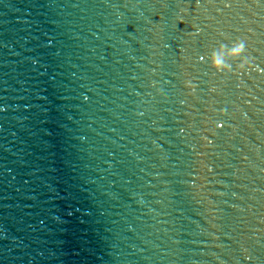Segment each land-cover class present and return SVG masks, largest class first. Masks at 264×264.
<instances>
[{
	"label": "water",
	"instance_id": "1",
	"mask_svg": "<svg viewBox=\"0 0 264 264\" xmlns=\"http://www.w3.org/2000/svg\"><path fill=\"white\" fill-rule=\"evenodd\" d=\"M0 264H264V0H0Z\"/></svg>",
	"mask_w": 264,
	"mask_h": 264
},
{
	"label": "clouds",
	"instance_id": "2",
	"mask_svg": "<svg viewBox=\"0 0 264 264\" xmlns=\"http://www.w3.org/2000/svg\"><path fill=\"white\" fill-rule=\"evenodd\" d=\"M199 31V29H197ZM221 47L228 48V54L233 61L239 60L240 62L236 65L235 73L238 74L241 70L247 71L250 66V61L248 58H242L243 53L245 52V42L235 41L232 43L231 47H228L225 44H222ZM213 59L211 60V67L214 68L217 72H222L225 68L232 70L231 64H225L222 58L216 57L215 53L213 54ZM186 88L190 90H194L195 86L190 82L186 81L185 85ZM223 115V113H221ZM219 126V125H217Z\"/></svg>",
	"mask_w": 264,
	"mask_h": 264
}]
</instances>
